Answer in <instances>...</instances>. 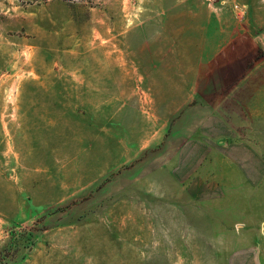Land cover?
Returning <instances> with one entry per match:
<instances>
[{"label": "rangeland", "instance_id": "rangeland-1", "mask_svg": "<svg viewBox=\"0 0 264 264\" xmlns=\"http://www.w3.org/2000/svg\"><path fill=\"white\" fill-rule=\"evenodd\" d=\"M0 264H264V0H0Z\"/></svg>", "mask_w": 264, "mask_h": 264}, {"label": "built area", "instance_id": "built-area-1", "mask_svg": "<svg viewBox=\"0 0 264 264\" xmlns=\"http://www.w3.org/2000/svg\"><path fill=\"white\" fill-rule=\"evenodd\" d=\"M210 3H219L223 2V0H208ZM236 9L241 10L242 8L239 5H235Z\"/></svg>", "mask_w": 264, "mask_h": 264}, {"label": "bare ground", "instance_id": "bare-ground-1", "mask_svg": "<svg viewBox=\"0 0 264 264\" xmlns=\"http://www.w3.org/2000/svg\"><path fill=\"white\" fill-rule=\"evenodd\" d=\"M26 60V59H25Z\"/></svg>", "mask_w": 264, "mask_h": 264}]
</instances>
